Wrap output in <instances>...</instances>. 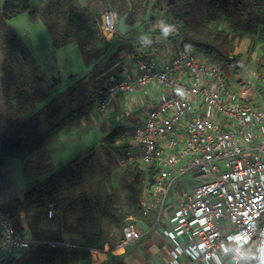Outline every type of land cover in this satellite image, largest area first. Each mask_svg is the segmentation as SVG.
<instances>
[{"label":"trees","instance_id":"1","mask_svg":"<svg viewBox=\"0 0 264 264\" xmlns=\"http://www.w3.org/2000/svg\"><path fill=\"white\" fill-rule=\"evenodd\" d=\"M161 2L57 0L51 4L52 8L49 7L56 15V19L48 22L52 45L60 48L75 39L84 65L97 69L102 62L115 61L126 46L121 42L124 40L122 36L107 40L101 34L100 13L105 8L114 10L119 17L128 13V24L137 20L145 23L162 16L161 19L170 24L180 23L178 34L167 35L168 39L180 42L179 47H187L205 63L217 66L226 80L224 69L231 61L236 42L243 37L250 38L249 53L254 52L259 44L257 38L264 42V0H165L163 11L159 6ZM89 5H104L105 8L92 10ZM41 9L32 5L30 0H4L0 10V90L3 98L0 97V107L6 108L5 121L0 129V159L7 156L11 160H23L22 170L28 185L38 184L39 187L37 190L31 186L32 191L27 194V198L36 200V205L34 202L30 205L36 211L31 212L25 203L16 201L0 208V214L11 220L17 232L27 234L29 231L35 241L58 243L55 247L32 244L11 264H90V249L114 248L123 228L132 223V219L145 214L141 207L145 199L144 184L152 180L154 170L142 169L137 164L121 168L115 186L121 193L123 206L116 203L120 195L116 196L115 192L101 195L91 191L90 183L94 179L84 175L82 169L87 162L81 155L65 164L59 163V168L55 169L51 158V149L55 148L53 141L74 111L60 113L57 122H52V108L49 102H43L48 96L46 88H50L53 82L44 86L43 75L39 74L33 60L24 56L5 33L8 19ZM156 33L159 32L150 31V35ZM148 46L159 48L151 41ZM90 79L92 83L87 84L88 88L92 86L97 94L109 81L100 74ZM255 82L261 91L264 51L256 63ZM122 133L121 125H116L105 136L115 151L127 148L124 141L116 144ZM51 205L55 209L54 217L48 219L47 211ZM24 209H28L25 215L30 218L28 231L21 229L19 223ZM53 225L57 226L56 231L50 228ZM69 241L73 245L62 244ZM12 255L1 259L0 264H7Z\"/></svg>","mask_w":264,"mask_h":264},{"label":"built area","instance_id":"2","mask_svg":"<svg viewBox=\"0 0 264 264\" xmlns=\"http://www.w3.org/2000/svg\"><path fill=\"white\" fill-rule=\"evenodd\" d=\"M117 22L114 10L105 8L100 13V32L107 40L118 35ZM165 25L174 27L169 36L178 34L180 23L162 19L156 27L162 33ZM132 57L134 75L109 79L96 106L100 114L111 118L118 96L148 94L150 87L160 89L155 105L146 101L149 107L143 109L144 121L125 126L119 137L127 145L120 167L137 164L154 170L152 180L144 184L143 212L152 213L154 224L164 216L173 228L167 232L170 238L187 236L193 241L200 237L187 253L204 264L217 258L218 249L226 251V241L248 244L256 264H262L264 90L255 96L251 91L235 92L217 66L205 63L187 47H180L162 62L143 59L136 48ZM248 84L254 87V83ZM130 108L125 107L124 115ZM200 175L211 178L170 200L177 180ZM54 212L51 205L47 216L52 218ZM225 222L235 231L224 235ZM140 238L141 233L127 225L115 247ZM32 244L55 247L58 243L35 241L28 233L17 232L11 220L0 214V258L21 253ZM236 256L239 260L241 255ZM215 264H222L219 256Z\"/></svg>","mask_w":264,"mask_h":264},{"label":"rangeland","instance_id":"3","mask_svg":"<svg viewBox=\"0 0 264 264\" xmlns=\"http://www.w3.org/2000/svg\"><path fill=\"white\" fill-rule=\"evenodd\" d=\"M161 1L159 6L163 11L165 0ZM51 4L52 2L50 1L48 6L44 5L39 12L24 13L8 19L5 25V33L9 39L14 41L18 50L23 51L24 56H27L29 60H33L32 63H35L39 74L43 75L42 80L44 86L53 82L50 88L45 87L48 96L43 102L44 104L49 102L52 108L50 109V112H52V117L50 116L52 122H57L60 113L74 111L73 116L67 121L64 127L62 126L55 138V140H57V145L53 154H51L52 162L54 163L55 169H58L59 163L60 165L65 164L69 160L75 159L81 155L87 162L82 169L84 175L94 179L90 183L91 191L101 195L106 193L114 194L115 192L116 196L120 195L116 203L125 206L121 198V193L119 194L115 186V181L118 178L121 168L126 167L128 164L120 167L119 162L123 158L122 150L115 151L114 147L105 140L106 134L110 131L109 127L115 122L97 111L96 103L101 92L99 94H97V92L94 93L92 86L88 88L87 84L92 83L90 77L99 76V74L104 75L107 79L120 77L123 74L121 67L125 63L126 58H121V55L118 53L115 61L112 60L108 64L102 62L99 67L95 69L92 67L88 68L84 65L82 55L75 39L70 40L63 47L55 48L52 45V34L48 26V22L56 19L55 13L49 9ZM104 5H97V8L95 5H89V7L92 10L99 8L103 9L105 8ZM52 7L53 6H51V8ZM117 16L119 19L118 13ZM161 18L163 17L160 16L149 20L151 21L150 25L152 31L160 30L155 25L158 24ZM145 27L146 25L142 24L128 35L122 37L125 38L126 42L132 41L134 44L138 45V52H140L141 57L143 59H149V56L144 53L142 54V51L145 50L144 41H148L149 39L148 35L145 33ZM156 35L161 34L157 33ZM154 40H156V38L151 37L150 41L156 44ZM250 41V38L243 37L240 41L236 42L230 57L231 61L227 63L224 71L228 86L232 90L237 93L241 92L242 94L251 91L252 96H255L256 93H259L258 85L255 82V68L260 55L264 51V42L257 38L256 41L259 44H257L254 52L249 53ZM123 49L125 53H129L127 47ZM1 72L2 69L0 65V76ZM248 82L254 83V87L250 86ZM262 90H264V84L262 85ZM0 97L2 98L1 90ZM132 111L133 108L129 109L125 114L126 118L129 119H127L129 126L133 125L131 121ZM120 142H122V140H118L116 144ZM0 161V208L3 209L16 201L25 203L29 208L33 202L34 205H36L35 199L33 201V198H27V194L31 192L32 189H27L25 195L19 194L24 180L17 170V163L10 160L7 156L0 159ZM210 178V175H200L194 178H186V176H183L177 180L174 185L178 190H188L200 183L207 182ZM31 186L39 190L38 184H32ZM179 194H181V192L178 193V195ZM30 209L31 212L36 211L35 207ZM27 212L28 209H24L23 213L27 214ZM52 218L48 217V219ZM135 219L136 218H134V220ZM165 220V217L162 216L159 224L163 223ZM134 223H129L128 225L135 227ZM136 230L141 233L142 237V232L137 228ZM132 242H134V240L124 246Z\"/></svg>","mask_w":264,"mask_h":264},{"label":"crops","instance_id":"4","mask_svg":"<svg viewBox=\"0 0 264 264\" xmlns=\"http://www.w3.org/2000/svg\"><path fill=\"white\" fill-rule=\"evenodd\" d=\"M50 1L54 3L57 0H30L32 5L39 8H43L44 5L49 4ZM3 2L4 0H0V10ZM142 24L146 25L144 30L149 38L147 42L144 41L145 50L142 51V54L144 53L149 56V60L151 59L156 62L165 61L180 48L178 41H175L173 39L169 40L168 36L163 38V34L160 30H154V28L152 27L154 31H158V34L161 35H156L157 33L155 35H150V31H152L150 21L147 20L145 23L143 22L139 26H141ZM150 36L156 38L154 42L156 43V46H159V48H150V46H148L147 43L150 42ZM121 42L123 43V45H126L125 47L129 49L128 54L124 52V49L119 53L121 55V58H126L125 63L121 67V70L123 71L122 76H133L135 73V65L131 51L135 48L138 51L139 46L134 44L132 41L126 42L125 38ZM159 91L160 89L158 90L155 87H150L147 91L148 94L138 92L133 96H118L117 98H115L110 115V119H112V121L115 123L111 127H109L110 130L116 125H121L122 129H124L125 126L127 127L129 125V122H126L128 118H126V116L124 115V110L127 106L133 108L131 120L132 124L134 125L142 123L144 121V117L142 115L144 107L148 108L149 105H155L159 96ZM146 101L149 105L146 104ZM5 109V107H0V129L2 128V124L5 121ZM53 142L54 146L56 147L57 140H54ZM54 150L55 148L51 149V154H53ZM13 161L17 163V170L19 171L21 178L24 180L19 194L25 195L27 193V189H29L31 185H28L26 181L27 179L23 175V160L17 159ZM187 177L188 176H186V178ZM185 190H178L176 186H174L172 189L170 200L174 201L177 194ZM149 199L150 198H148V200ZM132 220V223L135 222V227L142 232V237L122 248L114 247L110 249L106 247L103 250L90 249L88 253L90 264H204L199 259H195L187 253V250L191 249L195 242L200 241V237H197L193 241L188 239L187 236H176L175 238H170L167 236V232L173 229L171 224L167 222V219L161 224H154L153 215L150 212L141 214L140 218ZM19 223L20 227H22L21 229L28 231V228L30 227V218H28L25 214H21ZM40 226V229L43 230V224H41ZM50 228L55 231L57 230L56 225H53ZM222 230V233H224V235L235 231L233 226L229 224V222H225ZM44 242H49V240H44ZM72 243L73 242L70 241L66 243L62 242V244L70 246L73 245ZM225 244L226 251L224 252L223 249H218L217 252L222 264H256L255 259L252 257L253 253L251 247L248 244L238 246L233 242L227 241L225 242ZM93 252L98 254L96 260L92 259ZM236 253H239L241 255L239 256V260H237ZM218 256L217 258H214L215 260L211 258L208 263L215 264V261H218ZM1 259L3 258H0V260ZM6 259H8V257Z\"/></svg>","mask_w":264,"mask_h":264},{"label":"water","instance_id":"5","mask_svg":"<svg viewBox=\"0 0 264 264\" xmlns=\"http://www.w3.org/2000/svg\"><path fill=\"white\" fill-rule=\"evenodd\" d=\"M128 18V13L122 15L119 17L118 22H117V32L120 36H126L128 35L131 31L136 29L141 23V20L135 21L133 24H128L127 22ZM197 175V174H195ZM21 254L19 253H14L8 260L7 264H11L15 259L20 258Z\"/></svg>","mask_w":264,"mask_h":264},{"label":"clouds","instance_id":"6","mask_svg":"<svg viewBox=\"0 0 264 264\" xmlns=\"http://www.w3.org/2000/svg\"><path fill=\"white\" fill-rule=\"evenodd\" d=\"M172 31H174V27L172 25H165L162 28V33L164 36L169 35ZM145 42H147V41H145ZM262 264H264V261H262Z\"/></svg>","mask_w":264,"mask_h":264},{"label":"bare ground","instance_id":"7","mask_svg":"<svg viewBox=\"0 0 264 264\" xmlns=\"http://www.w3.org/2000/svg\"><path fill=\"white\" fill-rule=\"evenodd\" d=\"M97 255H98L97 253H94V252H93V253H92V256H93L92 259H93V260H96Z\"/></svg>","mask_w":264,"mask_h":264}]
</instances>
